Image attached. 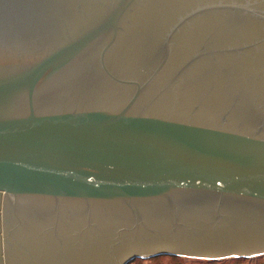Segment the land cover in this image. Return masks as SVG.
Returning a JSON list of instances; mask_svg holds the SVG:
<instances>
[{
    "label": "water",
    "instance_id": "1",
    "mask_svg": "<svg viewBox=\"0 0 264 264\" xmlns=\"http://www.w3.org/2000/svg\"><path fill=\"white\" fill-rule=\"evenodd\" d=\"M264 255V0H0V264Z\"/></svg>",
    "mask_w": 264,
    "mask_h": 264
},
{
    "label": "trees",
    "instance_id": "2",
    "mask_svg": "<svg viewBox=\"0 0 264 264\" xmlns=\"http://www.w3.org/2000/svg\"><path fill=\"white\" fill-rule=\"evenodd\" d=\"M161 257H169L171 259L187 258V257H181V256H175V255H159V256L148 258V259L137 258L133 260L132 262H130L129 264H132L138 260L139 261L151 260V259L161 258ZM188 259H194V258H188ZM263 259H264V255L252 257V258H228V259H222V260H207V262H211L212 264H260L262 263Z\"/></svg>",
    "mask_w": 264,
    "mask_h": 264
},
{
    "label": "rangeland",
    "instance_id": "3",
    "mask_svg": "<svg viewBox=\"0 0 264 264\" xmlns=\"http://www.w3.org/2000/svg\"><path fill=\"white\" fill-rule=\"evenodd\" d=\"M132 264H212L211 262H207V260H201V259H188V258H177V259H171L169 257H161V258H155L151 260H141L136 261ZM264 264V259L262 260V263Z\"/></svg>",
    "mask_w": 264,
    "mask_h": 264
}]
</instances>
